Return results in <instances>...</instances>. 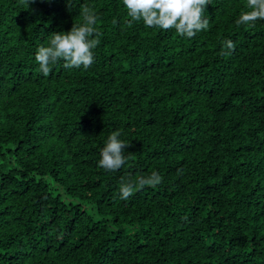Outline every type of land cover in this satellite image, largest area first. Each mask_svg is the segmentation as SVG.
I'll list each match as a JSON object with an SVG mask.
<instances>
[{
	"label": "trees",
	"instance_id": "1",
	"mask_svg": "<svg viewBox=\"0 0 264 264\" xmlns=\"http://www.w3.org/2000/svg\"><path fill=\"white\" fill-rule=\"evenodd\" d=\"M245 3L211 0L189 39L129 24L122 0H0V264H264V20L236 25ZM85 5L94 63L44 76L36 49Z\"/></svg>",
	"mask_w": 264,
	"mask_h": 264
},
{
	"label": "clouds",
	"instance_id": "2",
	"mask_svg": "<svg viewBox=\"0 0 264 264\" xmlns=\"http://www.w3.org/2000/svg\"><path fill=\"white\" fill-rule=\"evenodd\" d=\"M28 6L29 0H21ZM126 14L134 21H142L145 27L163 31L174 29L181 37L194 38L198 32L207 31L209 18L205 16L206 6L211 0H122ZM68 10L69 0H66ZM80 15L82 21L73 23L68 31L51 32L48 44L39 46L35 52V60L39 70L48 76L52 66L63 62L66 69H88L94 63L93 50L99 45L102 33L98 30V17L94 10L83 6ZM257 20H264V0H246L243 10L236 19V25L254 26ZM115 22V21H114ZM235 49L231 40H224L222 54L230 55ZM120 130L112 131L100 148L99 167L115 172L126 163L125 149L129 143L121 140ZM162 183V176L152 171L147 176L122 178L119 185V198L127 200L135 191L145 186L152 188Z\"/></svg>",
	"mask_w": 264,
	"mask_h": 264
}]
</instances>
